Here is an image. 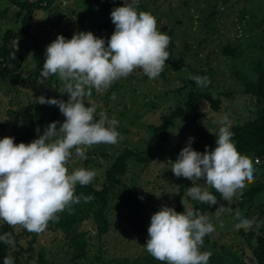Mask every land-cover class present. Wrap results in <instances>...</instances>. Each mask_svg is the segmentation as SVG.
<instances>
[{"label":"rangeland","instance_id":"rangeland-1","mask_svg":"<svg viewBox=\"0 0 264 264\" xmlns=\"http://www.w3.org/2000/svg\"><path fill=\"white\" fill-rule=\"evenodd\" d=\"M93 10L86 16L83 28L80 26L77 11L86 10L84 2L80 0H56L55 5L47 11H38L33 23L34 37H24L17 47L25 52L27 60L21 69L22 81L11 80L5 82L0 77V135L12 136L14 141L26 119V111L44 114L51 105L40 104L37 97L43 95L46 99L56 98L68 100V93H62L64 83L57 76L41 82L40 72L45 61L47 46L63 35L71 39L74 33L91 31L102 38L104 33L95 25L101 19H111V11L122 6L124 0H84ZM149 0H137V10L147 11ZM173 8L162 9L158 15L157 28L168 26L173 29L174 53L166 61L169 68L167 75H159L156 79L145 78L142 70L133 71L126 78L121 77L110 88L103 92L91 89V95L84 97L86 106H94L95 118H100L103 112L109 119L118 121L117 131L122 136L117 144H97L86 149L87 159L81 160L73 156L67 167L69 173L77 168L96 170L98 175L93 185L102 188L105 180V170L115 161L119 153L126 147L146 149L152 138L151 125L160 124L162 116L169 113L178 104L179 89L184 86L189 74L182 67V53L190 56V60L197 65L193 68L211 71L215 82L212 88L225 91L222 106L219 111L211 108L207 101L202 104L203 116L194 123L188 120H178L176 126L170 128L166 134L158 138L152 151L154 159L149 163L132 161L123 180L129 189L140 199V216L151 218L162 206L175 205L177 195L184 189V202L187 208L191 205V198L187 195V188L192 181L184 177H176L171 169L181 149L192 137L191 146L203 153L206 149L216 147V136L219 134L218 121L228 115L231 125L245 120L255 105L250 96L244 93L241 81L234 78L233 68L245 65L247 73L251 72V65L256 55V47L263 38L264 29V0H167ZM130 3L131 0H125ZM161 4L166 0H160ZM1 7H8L7 16L0 17V34L15 23L17 5L13 2H2ZM185 4V5H184ZM187 5V6H186ZM146 6V8L144 7ZM59 22V24H57ZM19 24V23H18ZM57 24V25H56ZM82 28V29H81ZM115 27L111 29L113 33ZM63 32V34H62ZM168 32V33H167ZM232 42L239 46L242 57L231 60L223 53V47ZM167 51H169V46ZM181 51V52H180ZM187 61L185 62V64ZM189 63V62H188ZM178 64H182L177 68ZM188 68L191 66L187 64ZM176 67V68H175ZM194 73H192L193 75ZM26 79V80H25ZM87 91V89H86ZM13 110V111H12ZM12 113V115H10ZM65 117V116H64ZM65 120V118H64ZM74 152V149H73ZM247 155V154H244ZM253 161L254 181L248 183L223 211H210L207 216L214 225L215 231L209 234L211 252L214 261L211 264H247L251 262V247L246 241L248 235L238 234L234 225L239 223L240 217L253 220L252 226L245 231L261 233L262 213L264 210V193L259 194L253 202H244L243 193L264 181V162L247 155ZM103 161V163H101ZM202 188L207 189L206 181H198ZM131 211L114 212L115 219L105 236L106 255L112 257L137 256L146 252V242L141 230L131 225L129 215ZM59 218L61 212L57 213ZM264 217V216H263ZM0 220V223H3ZM221 223L223 227H220ZM20 235L14 243L16 250L21 248L32 250L25 252L24 264H74L73 250L68 237L57 229V222L49 221L46 230L40 234L29 232L21 226L14 227ZM93 230L94 227L90 226ZM255 246L257 239L252 238ZM32 242V244H31ZM90 241L89 255L97 252V247ZM201 252H204L200 248ZM29 253L34 259L27 260ZM40 254L43 262H40ZM86 264H94L93 262ZM100 264V263H97ZM209 264V263H208Z\"/></svg>","mask_w":264,"mask_h":264},{"label":"clouds","instance_id":"clouds-1","mask_svg":"<svg viewBox=\"0 0 264 264\" xmlns=\"http://www.w3.org/2000/svg\"><path fill=\"white\" fill-rule=\"evenodd\" d=\"M115 29L110 38L97 37L91 31L74 33L71 39L58 35L46 48L45 61L40 72L41 82L57 76L68 93V100L37 97L40 104L56 105L65 120L57 128V122L47 125L43 134L30 143H15L14 137L0 139V220L9 226L17 225L29 232H44L49 221L58 222L57 213L72 205L91 202V195H75L77 184L87 186L98 175L96 170L83 167L69 173L68 163L73 156L87 159L86 149L97 144L114 145L122 139L117 131L118 121L109 119L103 112L95 118L94 106H86L85 96L91 89L106 91L121 77H127L140 69L150 79L159 77L170 53L167 51L170 37L158 30L155 16L137 10V0H131L111 13ZM16 58L15 53L12 54ZM189 78L201 88L211 83L207 76ZM87 89V91H86ZM218 123L216 147L203 153L188 144L181 149L171 167L176 177L192 181L187 195L195 201L210 206L217 205L216 196L198 183L220 193L224 201L231 202L246 187V181H254L253 161L241 154L230 131L228 115ZM36 131L39 133L40 129ZM74 149V152H73ZM103 163V161H101ZM221 205L217 211H223ZM235 230L247 231L253 220L240 217ZM220 227H223L221 223ZM215 231L207 215L196 209L177 212L173 207L162 206L151 216L146 250L156 260L165 264H208L210 251L201 252L205 235ZM0 241L14 245L11 233L0 235ZM3 264H14L11 256Z\"/></svg>","mask_w":264,"mask_h":264},{"label":"trees","instance_id":"trees-1","mask_svg":"<svg viewBox=\"0 0 264 264\" xmlns=\"http://www.w3.org/2000/svg\"><path fill=\"white\" fill-rule=\"evenodd\" d=\"M13 2L17 5L18 9L15 12V23L7 28L2 34H0V77L3 81L15 82L22 81L21 69L27 60L25 52L17 47L18 43L24 38H32L33 34V23L38 11H47L55 5L56 0H0V17L7 16L9 12L8 7H1L2 2ZM84 2V8L77 11L80 26L83 28L85 24V18L90 11L93 10L87 2ZM160 0H149L147 4L148 8L144 6L147 12L153 15H158L162 9L173 8V5L166 0L165 3H160ZM185 5V4H184ZM187 6V5H186ZM19 23V24H18ZM59 24V22H57ZM56 24V25H57ZM96 26L104 33L103 37L105 42L110 38L111 29L115 27L110 19H101L95 23ZM158 27V26H157ZM81 28V29H82ZM160 30V29H158ZM82 31V30H80ZM79 31V32H80ZM162 31V30H161ZM166 34L165 31H163ZM168 33V32H167ZM263 38L256 47V55L251 65V72L247 73L244 67L245 65H237L232 70L234 78L241 81L243 84L244 93L251 97L252 104L255 105L251 109L250 115L243 121L237 122L230 127V131L234 133L232 140L236 144L238 151L241 154L252 155L258 160L264 162V29L262 30ZM63 34V32H62ZM170 44L169 51L173 54L174 51V36L173 29H169ZM181 52V51H180ZM15 53L16 58L12 57ZM223 53L226 57H230L231 60H235L242 57V52L239 46H234L232 42L227 43L223 47ZM182 64L180 65L186 70L188 74L194 76H207L211 83L207 87L201 88L195 81L188 78L185 79V84L179 89V99L176 107L169 111V113L162 116L160 124H152L151 132L152 138L148 141L146 149H133L126 147L115 159L114 162L105 170V180L102 188H97L93 183L87 186H80L77 184L75 188V195L84 196L91 195L94 199L91 202H84L81 198L80 202L72 205V211L69 212L67 209L61 212V217L57 222V229L64 232L65 236L68 237L71 247L73 250L72 262L74 264H86L93 262L94 264H165L156 260L148 251L141 253L137 256H123V257H108L106 255V242L105 236L108 233L112 222L115 219L114 212L120 213L121 211H131L129 220L132 226L136 229L141 230L144 235V241L147 242L148 227L151 223V218H144L139 210L140 199L138 195L131 191L123 176L128 171L132 161L149 164L155 157L152 147L155 141L162 135L166 134L170 128L176 126L178 120H188L193 123L200 117L203 116L202 104L207 101L211 108L215 111H219L222 106L223 96L226 94L218 88H212V83L215 82L214 76L211 71L204 69L197 70L192 66L197 65L190 60V56L182 53ZM187 63L185 64V62ZM190 63V67L188 65ZM175 67V68H176ZM168 64L165 63L164 69L161 75L167 76ZM179 68V69H180ZM145 78L148 76L146 74ZM26 80V79H25ZM13 111V110H12ZM26 119L21 131L18 132L15 139V143H30L32 140L43 134L44 129L53 121L57 122V128L64 121V115L56 105H51L48 111L43 115L37 111H26ZM12 115V113H10ZM39 128L38 133L36 129ZM0 139H2L0 135ZM208 191L212 192L219 203L214 206H210L206 203H200L191 199V205L187 208L184 202L185 192L181 189L177 195L175 205L172 207L177 212H183L186 209H196L199 212L207 215L210 211H215L223 206V209L227 207L228 202L224 201L220 193L216 192L215 189L210 186L207 188ZM264 193V181H260L256 185L252 186L243 193L244 202H253L259 194ZM263 226L260 228L261 233L257 236L255 231H250L248 234L243 231V228L237 230L238 234L248 235L246 241L251 247V262L247 264H264V210H261ZM90 226L94 229L91 230ZM5 233H11L14 243L18 242L20 235L16 233L14 227L9 226L6 222L0 223V235ZM257 239L255 246L252 245V238ZM95 241L94 246L97 247V252L93 255H89V243ZM32 244V242H31ZM201 248L204 251H210V238L209 234L203 238V244ZM31 246L29 249L21 248L16 250L14 245H9L0 241V264H3L6 256H11L14 264H24V254L27 251L32 250ZM212 253V252H211ZM35 255L29 253L27 260L34 259ZM40 262H43V255L40 254ZM214 261V254L212 253L208 263L211 264Z\"/></svg>","mask_w":264,"mask_h":264},{"label":"water","instance_id":"water-1","mask_svg":"<svg viewBox=\"0 0 264 264\" xmlns=\"http://www.w3.org/2000/svg\"><path fill=\"white\" fill-rule=\"evenodd\" d=\"M167 29H168V26L165 25V26H162L160 30L165 31Z\"/></svg>","mask_w":264,"mask_h":264}]
</instances>
